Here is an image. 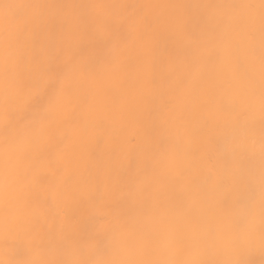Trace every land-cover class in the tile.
Masks as SVG:
<instances>
[{
    "label": "snow or ice",
    "instance_id": "1",
    "mask_svg": "<svg viewBox=\"0 0 264 264\" xmlns=\"http://www.w3.org/2000/svg\"><path fill=\"white\" fill-rule=\"evenodd\" d=\"M0 137V264H252L264 0H0Z\"/></svg>",
    "mask_w": 264,
    "mask_h": 264
},
{
    "label": "bare ground",
    "instance_id": "2",
    "mask_svg": "<svg viewBox=\"0 0 264 264\" xmlns=\"http://www.w3.org/2000/svg\"><path fill=\"white\" fill-rule=\"evenodd\" d=\"M12 3H30V2H36V0H10ZM49 2H57V0H49ZM105 2H111V0H105ZM156 2H160V0H156ZM130 55L133 58H136L139 55L138 50H134ZM244 63L248 66V71L254 74L256 78V85L258 88L259 85V74H260V52H259V34L257 33L256 40H255V53L254 55H250L248 51V45L244 41V39L240 38V47L237 50L236 56L233 58V61L228 65H219L215 68L208 69L210 73L213 74H224L238 83H244L245 81V71L242 67H240V64ZM255 124H256V131H257V143L255 147L256 152V163L257 168L259 164V122H260V114L257 107V110L254 115ZM4 143L3 138L0 137V153H3L4 151ZM98 164V161L96 160H89L87 156H81L78 160L74 161V167L77 168H85L88 166H96ZM39 199L40 195L38 192H34L32 194V200L34 203V206H36L37 211H39ZM179 223V222H178ZM109 258H116V257H109ZM159 258H169V257H159ZM172 259H183L185 258V255L183 253H177L176 255L170 257ZM204 258H214L212 256H207ZM246 258H250L251 260L258 261L257 264H260V259L264 258V254H262L259 244V232H258V226H257V234L254 241L251 243L247 253Z\"/></svg>",
    "mask_w": 264,
    "mask_h": 264
},
{
    "label": "clouds",
    "instance_id": "3",
    "mask_svg": "<svg viewBox=\"0 0 264 264\" xmlns=\"http://www.w3.org/2000/svg\"><path fill=\"white\" fill-rule=\"evenodd\" d=\"M252 261V264H257L258 261L256 260H251ZM260 264H264V258L260 259Z\"/></svg>",
    "mask_w": 264,
    "mask_h": 264
}]
</instances>
